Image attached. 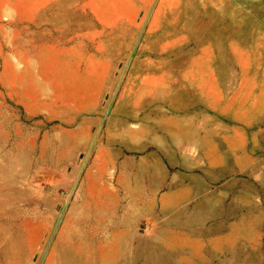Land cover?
<instances>
[{
    "label": "rangeland",
    "instance_id": "obj_1",
    "mask_svg": "<svg viewBox=\"0 0 264 264\" xmlns=\"http://www.w3.org/2000/svg\"><path fill=\"white\" fill-rule=\"evenodd\" d=\"M0 264H264V0H0Z\"/></svg>",
    "mask_w": 264,
    "mask_h": 264
},
{
    "label": "crops",
    "instance_id": "obj_2",
    "mask_svg": "<svg viewBox=\"0 0 264 264\" xmlns=\"http://www.w3.org/2000/svg\"><path fill=\"white\" fill-rule=\"evenodd\" d=\"M181 148V147H180Z\"/></svg>",
    "mask_w": 264,
    "mask_h": 264
}]
</instances>
